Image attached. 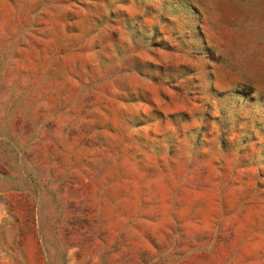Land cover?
I'll use <instances>...</instances> for the list:
<instances>
[{
    "label": "rangeland",
    "instance_id": "374dc122",
    "mask_svg": "<svg viewBox=\"0 0 264 264\" xmlns=\"http://www.w3.org/2000/svg\"><path fill=\"white\" fill-rule=\"evenodd\" d=\"M0 264H264V0H0Z\"/></svg>",
    "mask_w": 264,
    "mask_h": 264
}]
</instances>
